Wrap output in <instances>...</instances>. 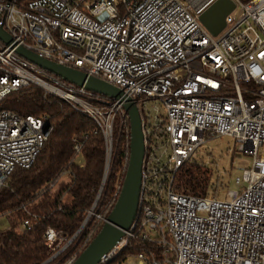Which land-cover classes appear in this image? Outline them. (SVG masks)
Returning <instances> with one entry per match:
<instances>
[{"label": "built area", "instance_id": "built-area-1", "mask_svg": "<svg viewBox=\"0 0 264 264\" xmlns=\"http://www.w3.org/2000/svg\"><path fill=\"white\" fill-rule=\"evenodd\" d=\"M216 1L0 0V27L12 39L10 45L0 39V190L16 170L35 164L52 132L46 117L4 108L22 88L36 85L68 102L95 123L105 143L102 184L85 221L72 238L45 231L52 256L44 264H74L75 247L88 246L107 223V186L120 138L131 128L126 100L64 81L19 48L119 88L140 112L145 154L138 215L100 264H111L134 239L141 252L122 263L264 264V0H231L235 9L214 36L200 16ZM220 137L233 138L239 152L253 157L236 181L241 191H228L226 199L177 192L179 168ZM86 138L73 139L72 163ZM129 161L130 154L126 170ZM68 174L45 192H55ZM121 182L119 174L114 202Z\"/></svg>", "mask_w": 264, "mask_h": 264}, {"label": "trees", "instance_id": "trees-1", "mask_svg": "<svg viewBox=\"0 0 264 264\" xmlns=\"http://www.w3.org/2000/svg\"><path fill=\"white\" fill-rule=\"evenodd\" d=\"M19 1L27 3L32 0ZM4 108L20 116L46 117L52 132L35 164L29 169L16 170L8 185L0 190V218L6 217L11 223L7 229L0 228V264H44L52 256L44 242L45 231L48 228L62 230L72 238L98 195L106 160L104 139L96 131L92 120L76 111L68 102L46 94L36 85L10 95ZM75 136H87L83 142L82 165L72 163ZM130 141V131L120 138L104 199L106 205H112L109 213L116 204L113 199L118 175L122 182L125 180ZM64 170H68L69 174L55 192H45L47 185ZM213 170L204 168L202 163L195 160L188 162L176 173V191L196 197L210 195V189L217 192L221 185L219 178L211 183ZM69 195L71 199L67 201ZM26 223L29 226H25ZM86 248L80 242L74 250L80 256ZM153 250L160 255L157 248ZM140 252L141 245L138 239H134L111 264H120Z\"/></svg>", "mask_w": 264, "mask_h": 264}, {"label": "water", "instance_id": "water-1", "mask_svg": "<svg viewBox=\"0 0 264 264\" xmlns=\"http://www.w3.org/2000/svg\"><path fill=\"white\" fill-rule=\"evenodd\" d=\"M234 9L235 4L231 0H217L200 16V21L214 36H217L225 28L226 17ZM0 39L8 45L12 44L11 37L2 27H0ZM17 52L41 69L64 81L104 97L121 101L126 100L124 109L130 120L131 141L130 161L123 188L108 216L107 223L103 225L100 232L74 262V264H100L102 258L112 250L113 246L125 237L126 232L131 229L138 215L145 154L140 112L131 100L124 97V93L119 88L105 81L89 77L82 71L39 58L24 48H19Z\"/></svg>", "mask_w": 264, "mask_h": 264}, {"label": "rangeland", "instance_id": "rangeland-1", "mask_svg": "<svg viewBox=\"0 0 264 264\" xmlns=\"http://www.w3.org/2000/svg\"><path fill=\"white\" fill-rule=\"evenodd\" d=\"M44 92L58 98L57 95L49 93L46 90H44ZM151 106L162 107L163 105L160 101H152ZM194 160L202 163L204 168L214 169V175L210 177L211 183L216 182L217 178L220 180L221 186L218 187V191L216 192V190L210 189L208 193L210 195H217L219 199H226L228 191H241V187L237 186L236 181L238 178L242 177L241 169L250 168L253 157L244 152H239L233 138L220 137L209 140L206 144V148L197 153ZM79 162L83 163V156H79L76 160L77 164H79ZM70 199V195L66 197L67 201ZM10 225L11 223L6 217L0 218L1 229H7ZM64 256H66V254ZM63 257L61 259H63ZM130 260L131 262L126 261L122 264H139L137 259L132 258ZM144 264L148 263L144 262Z\"/></svg>", "mask_w": 264, "mask_h": 264}]
</instances>
